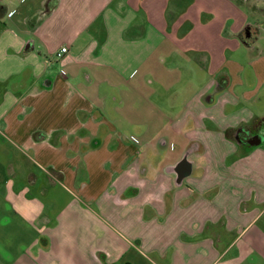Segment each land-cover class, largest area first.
Here are the masks:
<instances>
[{
    "label": "crops",
    "instance_id": "crops-1",
    "mask_svg": "<svg viewBox=\"0 0 264 264\" xmlns=\"http://www.w3.org/2000/svg\"><path fill=\"white\" fill-rule=\"evenodd\" d=\"M256 19L235 0H0V226L26 239L0 264H264Z\"/></svg>",
    "mask_w": 264,
    "mask_h": 264
},
{
    "label": "rangeland",
    "instance_id": "rangeland-1",
    "mask_svg": "<svg viewBox=\"0 0 264 264\" xmlns=\"http://www.w3.org/2000/svg\"><path fill=\"white\" fill-rule=\"evenodd\" d=\"M235 1H236V5L239 6L244 12L251 15V17L252 14L254 13V15L258 17L256 21L262 24V30H264V15L258 14L256 13V11L252 9L253 5L264 9V0H254L252 5L248 4V0H235ZM261 32L264 34V31ZM63 198H64V194H63ZM0 205H1L0 210L5 209V206L2 203H0ZM67 215L69 217L71 216L73 220H75V217L77 216L75 213L73 212L70 213L69 211H67ZM0 225H2V223H0ZM12 228L15 229L14 227ZM25 240L26 239L21 240L20 237H18L15 233H13V231L12 234H9L7 237L5 229L0 226V262L5 261L4 255L1 252L2 248H7V250H9V252L11 251L12 254L13 253L18 254L20 252L19 251L20 247H22L20 245L23 244ZM45 241H47V239L43 240V242ZM145 252L146 254H148L150 258H152V260H154V262L163 264V261L158 258V254L149 253L147 250ZM233 259H236L234 264H260L259 262H256L257 261L256 255H253V253H250L249 251H244L241 255H237V256L234 252H231L222 258L220 264H232L231 260Z\"/></svg>",
    "mask_w": 264,
    "mask_h": 264
},
{
    "label": "flooded vegetation",
    "instance_id": "flooded-vegetation-1",
    "mask_svg": "<svg viewBox=\"0 0 264 264\" xmlns=\"http://www.w3.org/2000/svg\"><path fill=\"white\" fill-rule=\"evenodd\" d=\"M246 135H247V133H245ZM241 136H239L238 135V141L239 142H244V143H247V144H253V143H258V142H260V137H258V136H261L260 134H258V135H254V136H250V135H242V134H240Z\"/></svg>",
    "mask_w": 264,
    "mask_h": 264
},
{
    "label": "built area",
    "instance_id": "built-area-1",
    "mask_svg": "<svg viewBox=\"0 0 264 264\" xmlns=\"http://www.w3.org/2000/svg\"><path fill=\"white\" fill-rule=\"evenodd\" d=\"M69 52V49L67 47L62 48L61 51L57 54L58 58L63 57V55L67 54Z\"/></svg>",
    "mask_w": 264,
    "mask_h": 264
},
{
    "label": "trees",
    "instance_id": "trees-1",
    "mask_svg": "<svg viewBox=\"0 0 264 264\" xmlns=\"http://www.w3.org/2000/svg\"><path fill=\"white\" fill-rule=\"evenodd\" d=\"M50 11H51V8H47V12H50ZM251 128H253V129L257 128V126L255 125L254 127H251ZM233 132L234 131H229V133H228L231 138L233 137Z\"/></svg>",
    "mask_w": 264,
    "mask_h": 264
},
{
    "label": "water",
    "instance_id": "water-1",
    "mask_svg": "<svg viewBox=\"0 0 264 264\" xmlns=\"http://www.w3.org/2000/svg\"><path fill=\"white\" fill-rule=\"evenodd\" d=\"M258 143H261V142H258Z\"/></svg>",
    "mask_w": 264,
    "mask_h": 264
}]
</instances>
